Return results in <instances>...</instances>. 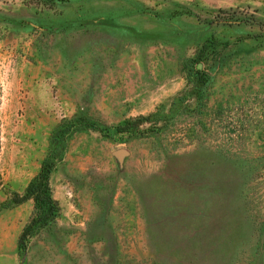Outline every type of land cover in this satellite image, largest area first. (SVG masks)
<instances>
[{"label": "rangeland", "instance_id": "obj_1", "mask_svg": "<svg viewBox=\"0 0 264 264\" xmlns=\"http://www.w3.org/2000/svg\"><path fill=\"white\" fill-rule=\"evenodd\" d=\"M0 264H264V0H0Z\"/></svg>", "mask_w": 264, "mask_h": 264}, {"label": "trees", "instance_id": "obj_2", "mask_svg": "<svg viewBox=\"0 0 264 264\" xmlns=\"http://www.w3.org/2000/svg\"><path fill=\"white\" fill-rule=\"evenodd\" d=\"M202 85V82H197L195 88ZM145 119H139L131 125L132 127H139L143 124ZM127 127L118 128L117 132H125L129 129ZM46 159L41 166L37 176L26 187L22 196L14 195L12 199L6 204L8 207H15L32 201L33 213L30 221L24 227L20 239L30 236L35 230H40L48 227L53 219L59 213L58 204L53 200L50 189V178L54 169V161Z\"/></svg>", "mask_w": 264, "mask_h": 264}]
</instances>
